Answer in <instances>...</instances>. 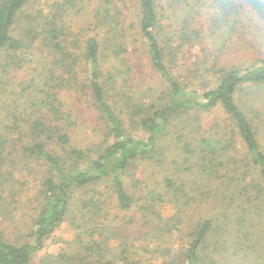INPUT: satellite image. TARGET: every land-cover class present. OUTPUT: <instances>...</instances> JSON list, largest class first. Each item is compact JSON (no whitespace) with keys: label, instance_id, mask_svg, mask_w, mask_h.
Instances as JSON below:
<instances>
[{"label":"trees","instance_id":"trees-1","mask_svg":"<svg viewBox=\"0 0 264 264\" xmlns=\"http://www.w3.org/2000/svg\"><path fill=\"white\" fill-rule=\"evenodd\" d=\"M33 1L0 0V65L5 72L23 67L35 50L46 53L53 63L49 72H36L28 82H21L22 106H5L10 115L0 124V206L8 203V189H16L11 187L16 180L13 152L19 148L24 157L42 162L41 209L29 232L22 236L25 240H12L0 232V264H32L34 253L67 219L78 190L86 191V196L79 199L84 221L78 226L76 242L81 249H64L60 264H144L145 254L155 252H159L157 257L170 253L162 264H264V149L256 116L243 97L237 99L239 94H256L264 85V58L245 66L220 67L213 87L202 93L189 90L176 75V59L181 47L205 43L204 27L197 17L207 0L170 1L171 5L175 1L176 7L181 3L178 9L185 13L181 33L177 34L178 45L171 38L172 25L162 22L160 0H138L137 29L151 68L167 86L156 99L133 104L132 123L148 136L135 138L110 102L114 98L107 85L116 83L119 68L108 70L106 75L102 66V60H117L127 51L124 19L116 0H98L96 22L105 34L101 39L90 37L84 47L76 46L79 50L70 46L64 25L65 14L76 7L75 1L54 3L48 11H30ZM246 6L264 21V0H213L220 19L210 35L222 38L221 47L236 32V18ZM80 67L85 68L84 76L78 71ZM70 87L91 97L115 134L116 140L103 150L72 144L71 123L59 98L60 91ZM220 106L230 125L220 124L207 135L199 132L202 113ZM178 117L187 118L182 132L177 133L184 157L182 163L174 160L166 168L163 162L168 153L169 125ZM8 129L15 130L18 137L13 138ZM238 143L244 147L240 158L235 156ZM138 161H148L155 172L161 167L165 173L159 171V185L143 188L138 198L146 200L140 206L142 217L122 222L121 230L114 226V217L103 213L99 185L110 182L120 208L131 209L135 198L127 191L125 177ZM182 165V172L192 174V183L178 178ZM214 184L219 212L202 216L188 233L189 244L171 253L163 242L168 230L182 221L180 212L189 204L188 191L211 190ZM133 186H138L137 180ZM170 201L176 203L177 214L163 213L160 204ZM102 217L105 224L99 221ZM132 224L148 228L142 233L147 245L126 242L130 235L124 232L130 231ZM134 231L133 241L141 238ZM111 238H120L121 242L111 246ZM154 241L159 242L155 247Z\"/></svg>","mask_w":264,"mask_h":264},{"label":"rangeland","instance_id":"rangeland-1","mask_svg":"<svg viewBox=\"0 0 264 264\" xmlns=\"http://www.w3.org/2000/svg\"><path fill=\"white\" fill-rule=\"evenodd\" d=\"M74 1V4H72L76 7L71 8L65 14L64 25L67 30L68 39L71 41L70 46L76 49L84 47L90 37L101 39L105 33L101 27L97 26L96 22L95 14L98 0ZM170 1L160 0L162 5V8H160L162 22L165 25H172L173 34L171 38L175 41L173 44L178 45L179 39L177 38V34L181 33V22L185 17V13H182L178 9L181 3L176 7V2L174 1L173 5H171ZM189 1L192 3L193 0ZM63 2L68 1L34 0V6L30 7L29 10L44 8L45 11H48L54 3ZM115 2L120 7L122 11L121 16L124 19L122 26L123 30H125V46L127 51L120 58H117V60H113L114 58L102 60L103 71L107 75L108 70H112L114 67L119 68L116 83L114 85H107L114 98L110 99V102L112 103L113 101L112 104L127 130L131 133L133 132L135 138H144L147 135L143 129L139 125L135 126L132 123L133 116H131V111L133 104L137 102L148 103L156 99L164 92L167 84L163 83L160 75L151 68L146 45H144L143 38L137 29L138 0H116ZM219 17L213 7V0H207L206 5L201 7L200 14L197 17L198 22L204 27L205 43L185 46L183 49L181 47L179 51L175 72L178 79L188 85L189 90L202 93L204 89L213 87L216 83V75L220 67H230V65L245 66L264 58V21L250 7L246 6L243 12L237 16L236 32L231 39L229 37L223 47L220 45V39L222 38L217 34L214 35L212 33L210 35L211 28L218 22ZM214 37L216 38L213 39ZM211 40L214 41L215 45H213ZM51 67H53L51 58H47L46 53L41 54L38 50H35L34 55H29L28 61L23 67L15 71L5 72L0 65V124H2V121L8 119L6 115H10L6 112L9 109L5 107L6 105L17 103L18 106H22L24 104V97L21 96V82H28L36 72L44 74L49 72L48 69ZM78 71L81 76L85 75L84 67H80ZM240 97H243L245 104L252 112L251 114L257 118L260 141L264 149V85L258 89L256 94H239L237 95L238 101ZM59 98L63 103L61 107L68 115L71 123L69 132L72 144L78 147H98L99 150H103L108 144L116 140V136L111 131V127L101 110L87 93L79 92L74 87H70L69 89H62ZM201 118L203 126L202 129H199V132H203L206 135L214 133L215 127L220 124L222 126L226 124L230 125L228 115L221 106L203 112ZM186 119L175 118L172 124L169 125L167 137L169 139L168 153L163 162L166 168H169L174 160L178 163H182L183 161L182 142L177 140V133L182 132ZM8 130L13 138L18 137V133L15 130ZM157 148H160V145ZM179 152L182 154L179 155ZM241 153H244V147L238 143V153L236 151L235 156L240 158ZM13 156L15 161L13 168L16 180L11 187L15 186L16 189H8L6 192L8 193V197H5V202L8 203L4 207L0 206V232L6 238L12 240L20 238V241H23L25 237L22 236L29 232L41 209L39 192L44 170L40 160L24 157L19 148L14 149ZM228 168L230 169V166ZM159 171L162 175L165 173L161 170V167L155 172L148 161L133 163L129 170L130 174H127V177H125L127 191L131 192L135 198L131 209L120 208L117 194L110 182L101 183V186L99 185L103 201V213H108L111 218L114 217V226L123 230L124 225L122 222L130 218L139 220L142 217L140 206L143 203L145 204L146 200L143 197L140 200L138 198L143 194L142 190L144 187L147 188L148 186L151 189L159 185V181L162 179ZM182 171L183 165L182 170H180L181 175L178 178L182 179V176L183 181L192 183V174L187 173V170L185 173ZM135 180L138 181L136 188L133 186ZM215 186L216 184L212 185L210 187L211 190L202 189L200 190L201 192L188 191L191 195L189 204L183 207V212H180L182 221L178 224L177 228L174 227L172 230H168L165 242H163L169 247L171 253L179 252L184 246L189 244L191 237L188 233L198 224L197 222L202 216L206 215V213L219 212L218 210L220 209L217 208L219 204L213 195L216 193ZM91 194H93L92 191L90 192ZM81 196L85 197L86 191L78 190L75 200L71 201V209L67 219L45 241L44 247L34 253L32 264H60V253L64 252V249L68 250V252H73L74 248L75 250L81 249L76 242L79 230L78 226L80 222L83 223L84 221L79 200ZM96 196L99 197L100 195L96 194ZM213 204L216 206L213 207ZM160 207L166 215L178 213V207L175 202H164L160 204ZM99 221L105 224L103 217ZM128 228L130 231L124 232V234L128 233L130 239H127L126 242H132L138 246L147 245L145 243L147 239H144L142 236L143 230L146 228L144 225L137 224L135 226L132 224ZM134 229L138 231L141 237L140 239L138 237V240L135 241L132 239L136 236ZM112 238L109 239V245L111 246L121 242L120 238ZM158 243L154 241L153 247L157 246ZM158 253H146L144 256L145 260L142 262L144 264H162L170 255V253H167L161 257H157ZM134 257H136V254Z\"/></svg>","mask_w":264,"mask_h":264}]
</instances>
